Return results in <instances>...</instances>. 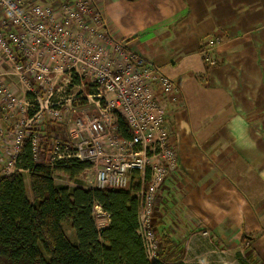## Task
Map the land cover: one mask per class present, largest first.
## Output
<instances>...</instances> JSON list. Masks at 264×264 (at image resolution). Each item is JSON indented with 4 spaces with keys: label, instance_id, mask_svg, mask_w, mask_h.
<instances>
[{
    "label": "crops",
    "instance_id": "1",
    "mask_svg": "<svg viewBox=\"0 0 264 264\" xmlns=\"http://www.w3.org/2000/svg\"><path fill=\"white\" fill-rule=\"evenodd\" d=\"M49 2L55 0L37 3ZM98 5L115 39L180 85L181 102L168 107L179 168L155 204L170 254L181 256L170 264H194L188 257L212 264L214 237L224 254L252 243L249 255L264 264V0ZM216 35L225 41L215 53L218 64L210 67L200 50ZM167 237L182 243H167ZM238 254L241 259L243 250Z\"/></svg>",
    "mask_w": 264,
    "mask_h": 264
},
{
    "label": "built area",
    "instance_id": "2",
    "mask_svg": "<svg viewBox=\"0 0 264 264\" xmlns=\"http://www.w3.org/2000/svg\"><path fill=\"white\" fill-rule=\"evenodd\" d=\"M224 41V35H216L204 43L202 55L211 64L217 61L214 50ZM48 59L54 62L52 69L45 65ZM58 71L67 75L60 86L52 82ZM10 74L19 75L27 98L22 101L34 109L17 126L9 146H0L4 156L9 150L12 157L2 166L1 176L29 172L20 166L27 143L38 159L41 133L35 124L43 109L37 107L33 81L50 83L45 94L54 122L63 120L65 108L73 111L77 103L97 107L77 121L75 135L71 131L72 137H79L76 142L70 132L52 141L54 156L49 164L89 161L96 171V187L132 189L140 204L138 233L146 256L150 264H161L153 215L159 190L179 168L168 110L169 103L175 106L182 100L178 81L114 38L97 0H0V107L21 103L14 82L6 84ZM86 85L91 89L88 93L83 89ZM119 116L129 136L121 134ZM3 119L0 136L7 134ZM95 210L109 217L101 205Z\"/></svg>",
    "mask_w": 264,
    "mask_h": 264
},
{
    "label": "trees",
    "instance_id": "3",
    "mask_svg": "<svg viewBox=\"0 0 264 264\" xmlns=\"http://www.w3.org/2000/svg\"><path fill=\"white\" fill-rule=\"evenodd\" d=\"M119 128L123 136L130 135L122 116ZM20 159V166L29 170L32 199L23 173L0 176V264H150L138 233L140 204L132 189L58 185L56 171L76 180L91 162L72 159L53 167L34 159L30 143ZM97 204L109 215L108 226L98 227ZM65 222L74 229L75 241Z\"/></svg>",
    "mask_w": 264,
    "mask_h": 264
},
{
    "label": "rangeland",
    "instance_id": "4",
    "mask_svg": "<svg viewBox=\"0 0 264 264\" xmlns=\"http://www.w3.org/2000/svg\"><path fill=\"white\" fill-rule=\"evenodd\" d=\"M36 1L38 2L40 0H36ZM97 2H98V0H97ZM107 24L109 25L108 21H107ZM110 40H111V38L106 39V43L110 44ZM204 43H203V45H204ZM203 45H202L201 50H200L201 53H203V49H204ZM214 51L217 52V49H215ZM203 58H204V56H203ZM205 61H206L207 65H209L210 67L216 66L218 64V61H216L215 64H211V61H207L206 59H205ZM45 65H49V68L52 69L54 67V62L51 59H48ZM52 77H53L52 82L57 81V86H60V85H63L65 83V78L67 77V75L62 74L61 71H58L57 73L52 74ZM10 82H14L16 95H17V98L21 101V103L19 104L17 102L14 105V107H0V117H3V118L5 117L4 119L2 118L3 119L2 126L7 131V134L0 136V146L3 143H5L7 146H9V141L11 139V136H14V134H15L14 131L16 130V128H18L17 126H19L22 121L27 120L31 116V114L33 113L32 109H34V107L27 106V104L24 101H22L26 97L24 96L25 95L24 84L20 80L19 75H14V74L8 75L7 80H6V84L8 85ZM33 86H35V89H36V94H37L36 95L37 97L35 96L37 98L36 101H37V103L39 102V104H37V107L39 106L38 108H40V106H42L41 108L43 109L41 115L37 117L36 124H35V126L38 127V130L41 133L39 150L37 152L38 153V159L37 160L39 162H45V163L49 164L52 161V158L54 156V146H52V141L53 140L54 141L55 140L56 141L61 140L62 137H64L66 134H69V132H70V135H71L70 139L73 141L75 140V142H76L79 137L78 138L72 137L71 131H72L73 135H75L74 133H76V132H73V131H75L74 129L77 128V121H79L81 118H85L86 112H91V113L95 112L97 110V107H95L93 105H89L85 101L79 105L77 103V105H74L76 109H74L73 111H71V109L66 110V108H65L63 120L54 122L50 119L52 116L49 112V108L47 107V95L48 94H45L48 86H50V83L47 84L46 82L40 83V82L33 81ZM70 89H71V87H70ZM83 89L87 93L91 90L87 85ZM30 96L33 97L32 94ZM26 100H27V98H26ZM65 107H70V105L67 104V105H65ZM259 116H260L259 120L264 119V112L262 113V115H259ZM69 118L72 121H69ZM67 119L69 122H67ZM263 131H264V127H263ZM263 135H264V133H263ZM262 142H264V140ZM10 152L11 151L8 150V152H5L6 155L4 156V154H3L4 152L0 151V163H1V165H0V176L2 175V171H1V169H3L2 166H7L9 160L12 159V157L10 158V154H9ZM178 167H179V164H178ZM23 175L25 178L26 187L28 189V194H29L30 198L32 199V193L30 190L29 172H23ZM95 177H96V171L93 168L87 169L76 180H72L70 178V176L68 174H66L65 172H63L62 170L56 171L54 174L55 181L58 185H67L70 187H83L85 189H90V188L96 187ZM97 211L98 210H95V212H94L95 218L97 221V225H98V227L102 228L105 225V222H107L108 217L103 215L99 211L98 212ZM158 215L159 214H158L157 207H155L154 208V215H153V230L155 233V237L159 243L158 257H159V260L163 264H170V262L167 261L166 259L176 261L178 259L177 256L179 258H181V256H179L180 254L173 255V253L172 254H170V253L165 254V252L167 251V249H169V247L166 244V240L163 238L162 233L160 232L159 228L157 227L156 219H157ZM65 226H66L68 235L70 236V238L73 241H75L76 240V234H75L74 229H72V227H70V222H65ZM167 238L172 239L173 237L172 238L167 237ZM214 238H213V242H211V243L212 244L215 243L213 248L215 249L216 252H212L208 256V258L210 259V263H212V264H237L239 262H241V263L245 262L246 264H249L250 262H248V260H250L251 262H253L255 264L258 263V261L255 260L253 258V256L249 255V252L253 248L252 243L240 245L241 247H239V248L231 247V250L224 254L222 252H219L222 249L220 248V244L218 241H217V243L219 244V246L216 245V240H214ZM174 240L181 242L182 238H181V240H176V239H174ZM239 250H243V254H242L243 256L241 257V259H238V257H239L238 251ZM188 260L191 261V263L195 264L196 259L188 257ZM197 260H199V259H197Z\"/></svg>",
    "mask_w": 264,
    "mask_h": 264
}]
</instances>
